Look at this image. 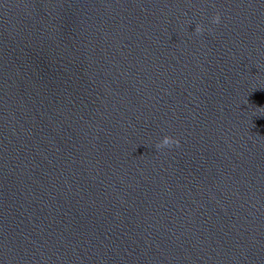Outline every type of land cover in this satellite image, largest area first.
Wrapping results in <instances>:
<instances>
[{
    "label": "water",
    "instance_id": "obj_1",
    "mask_svg": "<svg viewBox=\"0 0 264 264\" xmlns=\"http://www.w3.org/2000/svg\"><path fill=\"white\" fill-rule=\"evenodd\" d=\"M0 264H264V0H0Z\"/></svg>",
    "mask_w": 264,
    "mask_h": 264
},
{
    "label": "clouds",
    "instance_id": "obj_2",
    "mask_svg": "<svg viewBox=\"0 0 264 264\" xmlns=\"http://www.w3.org/2000/svg\"><path fill=\"white\" fill-rule=\"evenodd\" d=\"M222 21V15L220 12H217L212 18H211V24L218 25ZM205 31H211L210 28H206L205 25L200 24L197 25L195 32L198 34H203ZM180 144V140L178 138L165 135L157 144V148H166V147H172V146H178Z\"/></svg>",
    "mask_w": 264,
    "mask_h": 264
}]
</instances>
